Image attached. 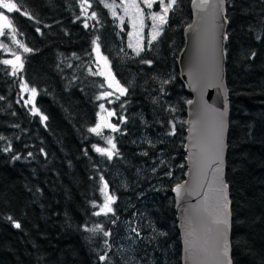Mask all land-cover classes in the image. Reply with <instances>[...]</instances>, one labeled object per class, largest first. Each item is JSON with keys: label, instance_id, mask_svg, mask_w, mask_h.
Returning a JSON list of instances; mask_svg holds the SVG:
<instances>
[{"label": "trees", "instance_id": "16d2710c", "mask_svg": "<svg viewBox=\"0 0 264 264\" xmlns=\"http://www.w3.org/2000/svg\"><path fill=\"white\" fill-rule=\"evenodd\" d=\"M5 1L16 5L0 11L21 44L9 45L20 52L21 64L11 72L0 47V264H180L170 188L182 178L184 165L171 179L177 169L172 158L178 151L183 157L181 145L171 144L175 136L156 145L133 144L132 118L113 134L110 155L90 131L102 83L100 74L93 75V47L105 53L107 12L97 0H86L88 6L82 0ZM188 1L175 0L157 45L166 48L162 42L172 36V53L163 51V59L147 50L134 59L126 54L125 61L135 60L140 68L137 91L126 96L127 109L150 114L158 122H148L159 127L161 104L150 106L147 98L167 65L173 66L189 19ZM225 9L231 260L264 264V0H226ZM173 67L166 91L181 93ZM21 84L36 92L34 111ZM137 146L145 152L138 153ZM155 149H162L160 163L129 176L134 165L149 163L150 155L157 158ZM165 154L175 164L169 163L168 174ZM137 212L145 222L142 238L126 247L122 220ZM129 253L133 259L126 262L123 254Z\"/></svg>", "mask_w": 264, "mask_h": 264}, {"label": "water", "instance_id": "95a60500", "mask_svg": "<svg viewBox=\"0 0 264 264\" xmlns=\"http://www.w3.org/2000/svg\"><path fill=\"white\" fill-rule=\"evenodd\" d=\"M225 4L188 1L189 19L175 57L177 78L189 95L183 119L185 169L170 188L180 264H232L230 198L224 189L229 113Z\"/></svg>", "mask_w": 264, "mask_h": 264}, {"label": "rangeland", "instance_id": "374dc122", "mask_svg": "<svg viewBox=\"0 0 264 264\" xmlns=\"http://www.w3.org/2000/svg\"><path fill=\"white\" fill-rule=\"evenodd\" d=\"M97 2L107 12L112 27L104 31L107 36L103 44L105 53H102L103 50L101 52L98 48L93 47V62L95 63L93 75L100 74L102 78L100 91L95 95L97 99L96 120L91 128L96 129V131L92 132L98 135L101 140L99 146L111 155L114 152L113 134H118L121 123L130 122L131 124V119L133 118L135 119L133 124H131L135 125L133 130L135 132L132 133L133 144L135 143L138 145L143 142L144 144L156 145L162 142L160 139H165L169 142L174 138L170 137V135L173 134L175 139L171 144H175L176 146H174L177 149L180 145L182 147L183 140L180 138V131L183 128V102L187 95L184 92H174L176 89L172 91L167 90V92L165 88V85L168 86L173 79L174 62L173 66L167 65V69H169L166 71L165 76H161L162 78L158 80L159 84L157 87L153 88L147 98L150 106H154L155 103L161 104L162 127H159L155 123L158 121H155V118L150 114L146 115L142 112L138 114L137 107L131 111L128 110L127 108L129 105L125 102V100H127L126 96L129 93L137 91V70L140 69L137 66V61L134 60L132 64L125 61L127 58L126 54H132L134 59L137 58V55L147 50L149 54L157 56L158 59H163V51H167L168 53H172L173 51L170 49L173 42L172 36L162 42L166 48H161L162 46L158 48L157 45L158 42H161L159 40H161L163 28L167 22L168 12L171 10L175 0H97ZM5 3H7L5 0H0V5ZM82 4L88 6L86 0H82ZM0 7V9H3L2 6ZM0 13L3 14L0 15V40L6 39L9 41L8 44L0 41V47L4 54L2 61L4 63L8 61L9 63H5V65H7L11 72H14L17 69L20 70L21 54L19 51L10 49L9 45L12 44L16 47L21 46V44L19 40L16 39V35L5 14L2 11H0ZM94 15L95 13L92 12V16ZM112 61L114 62L112 63ZM100 62H103L106 67L112 70L117 82L120 83L118 89L111 88L106 76L101 74L102 69L100 68ZM133 83L135 84L134 87L132 86ZM20 87L25 94V102L29 104L30 110L34 111L35 107L33 100L36 95L35 90L24 84H21ZM130 90L131 92H129ZM114 104H118L116 106L118 110L115 108ZM101 105H103V107H101ZM148 118L154 119L153 121L155 122H152L153 124L149 123ZM175 129L177 133H175ZM100 147L97 148L101 149ZM94 148H96V146H94ZM143 148L137 146L138 153L145 152ZM161 150L162 149H155L154 155L157 158H152L153 155H150L146 159L149 163L145 164L143 161L139 167L134 165L133 171L128 175L140 176L142 172L151 168V165L154 166L156 162L160 163L162 159ZM178 153L175 158H172L171 154L173 153L169 154L170 157L165 154V156L169 157L167 163V168H169V170H167V174L171 172L169 163L174 166L176 164V172H173L171 176L173 180L178 178L180 170L182 169V157H179ZM171 158L175 164L172 163ZM115 174L117 177L122 178L120 171L117 169ZM121 185H123V183ZM105 198H107L106 195ZM113 198L112 196V200ZM122 221L125 228L123 240L127 247L131 242H137V240L142 238L138 236L141 234L145 222L140 212L134 213ZM142 240L146 241V236L143 237ZM119 245V249L123 250L121 244ZM130 254L131 253L126 255L123 254L126 262H130L133 259Z\"/></svg>", "mask_w": 264, "mask_h": 264}, {"label": "flooded vegetation", "instance_id": "af4514ba", "mask_svg": "<svg viewBox=\"0 0 264 264\" xmlns=\"http://www.w3.org/2000/svg\"><path fill=\"white\" fill-rule=\"evenodd\" d=\"M174 64H175V60H174ZM175 70H176V67H175ZM103 75L106 76L108 83L110 84L111 88L118 89L120 87V83L117 82L115 75L113 74L112 70L110 68L106 67L104 65V63H103ZM134 85L135 84L133 83L132 86L134 87ZM165 88H167L166 85H165Z\"/></svg>", "mask_w": 264, "mask_h": 264}, {"label": "snow or ice", "instance_id": "6c2138e0", "mask_svg": "<svg viewBox=\"0 0 264 264\" xmlns=\"http://www.w3.org/2000/svg\"><path fill=\"white\" fill-rule=\"evenodd\" d=\"M0 6H2V7H4V8H7L8 9V11H12L15 7H16V5L15 4H9V3H5V4H2V5H0ZM165 10H167V9H165ZM0 15H3L2 13H0ZM93 43H95V41L93 42ZM26 51H27V49H25ZM139 54V53H138ZM5 63H9L8 61H5ZM101 107H103V105H101ZM90 131H96V129H90ZM114 146V145H113ZM97 151H101L100 149H97ZM111 158V157H110ZM227 187H228V185L225 183L224 184V189H227ZM226 193H225V198H226ZM109 211H111V209L109 208L108 209ZM97 215H99V213H96ZM8 219H12L11 217H9ZM14 226L15 227H17V228H19L20 227V224L19 223H14ZM105 235H108V233L107 232H105ZM100 259L101 260H104L105 259V257L104 256H101L100 257Z\"/></svg>", "mask_w": 264, "mask_h": 264}, {"label": "bare ground", "instance_id": "6f19581e", "mask_svg": "<svg viewBox=\"0 0 264 264\" xmlns=\"http://www.w3.org/2000/svg\"><path fill=\"white\" fill-rule=\"evenodd\" d=\"M230 246H231V243H230Z\"/></svg>", "mask_w": 264, "mask_h": 264}]
</instances>
